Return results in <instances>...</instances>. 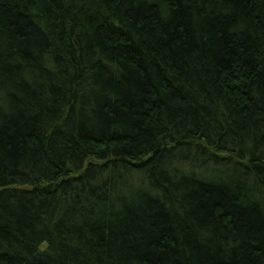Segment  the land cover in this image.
<instances>
[{
	"label": "trees",
	"instance_id": "1",
	"mask_svg": "<svg viewBox=\"0 0 264 264\" xmlns=\"http://www.w3.org/2000/svg\"><path fill=\"white\" fill-rule=\"evenodd\" d=\"M0 264H264V0H0Z\"/></svg>",
	"mask_w": 264,
	"mask_h": 264
}]
</instances>
